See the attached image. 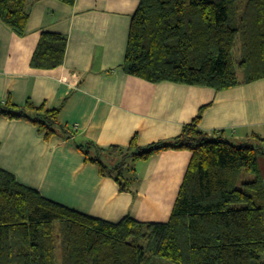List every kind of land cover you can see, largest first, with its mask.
Masks as SVG:
<instances>
[{
    "label": "trees",
    "instance_id": "16d2710c",
    "mask_svg": "<svg viewBox=\"0 0 264 264\" xmlns=\"http://www.w3.org/2000/svg\"><path fill=\"white\" fill-rule=\"evenodd\" d=\"M31 6L29 0H0V21L23 37ZM65 52L64 36L42 32L30 66L58 68ZM123 71L153 84L215 91L264 78V0H140ZM201 111L166 142L140 147L132 140L126 149L76 144L100 176L132 194L137 163L162 151L191 152L164 224L129 216L116 224L94 219L44 199L0 170V264H264V183L257 162L264 138L253 134L234 143L224 131L204 132L198 128ZM59 112L29 100L20 107L0 102V116L32 123L46 140L71 139L76 132L58 120Z\"/></svg>",
    "mask_w": 264,
    "mask_h": 264
},
{
    "label": "crops",
    "instance_id": "0c3cea01",
    "mask_svg": "<svg viewBox=\"0 0 264 264\" xmlns=\"http://www.w3.org/2000/svg\"><path fill=\"white\" fill-rule=\"evenodd\" d=\"M23 37L0 21V102L29 100L36 108L60 109L58 120L74 129L71 139L46 140L25 120L0 116V170L44 199L86 216L116 224L129 216L141 223H167L191 152L162 151L137 163L134 194L122 192L76 144L126 149L169 141L198 116L204 132L224 131L234 143L264 138V78L230 89L171 82L153 84L123 71L129 29L140 0H29ZM42 32L66 38L63 64L33 69ZM264 183V157L258 156Z\"/></svg>",
    "mask_w": 264,
    "mask_h": 264
},
{
    "label": "rangeland",
    "instance_id": "374dc122",
    "mask_svg": "<svg viewBox=\"0 0 264 264\" xmlns=\"http://www.w3.org/2000/svg\"><path fill=\"white\" fill-rule=\"evenodd\" d=\"M238 48V46L236 47V49ZM239 59L238 55H235V61L237 62V60ZM238 76L239 78H241V74L238 72ZM261 156V155H259Z\"/></svg>",
    "mask_w": 264,
    "mask_h": 264
}]
</instances>
